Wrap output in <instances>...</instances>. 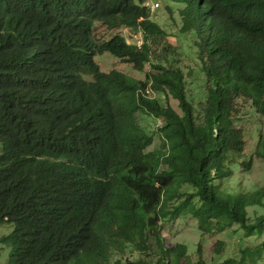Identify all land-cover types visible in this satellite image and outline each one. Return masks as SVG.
I'll return each instance as SVG.
<instances>
[{
  "label": "trees",
  "instance_id": "1",
  "mask_svg": "<svg viewBox=\"0 0 264 264\" xmlns=\"http://www.w3.org/2000/svg\"><path fill=\"white\" fill-rule=\"evenodd\" d=\"M149 1L0 0L9 264L264 263V240L220 262H208L200 242L191 262L186 245L163 236L165 222L186 217L201 238L234 226L244 238L264 234V214L250 216L264 208V187L226 186L247 145L242 103L264 117V0H162L187 51L163 42ZM98 25L127 28L140 43L101 40ZM105 53L144 79L103 71ZM255 159L264 160L262 135L240 166L251 171Z\"/></svg>",
  "mask_w": 264,
  "mask_h": 264
},
{
  "label": "rangeland",
  "instance_id": "2",
  "mask_svg": "<svg viewBox=\"0 0 264 264\" xmlns=\"http://www.w3.org/2000/svg\"><path fill=\"white\" fill-rule=\"evenodd\" d=\"M149 5L151 6V10L154 11L153 20L157 21L168 34V37H166L163 42L174 44L176 47H184L185 45L182 42L179 44L173 36L178 34L179 31L177 25L178 22L176 18L173 19V17H176V13H170L166 9V4L162 2V0H150ZM97 29V37L101 40H108L115 34H121L129 43H140L136 35L127 28H122L116 31H108L104 26L98 25ZM186 46L184 49L187 51ZM97 61L99 62L102 70L105 72L116 69L135 79L143 80L145 77L143 72L134 70L131 65L124 63L122 60L112 56L111 54L105 53L102 56H98ZM170 104L177 111H179L176 101L170 99ZM242 106L244 110L239 118L238 126L244 130L247 145L244 154L240 157V161H248L257 145L259 135L264 136V117L258 115L250 103L243 102ZM141 123L150 128V130H156L157 125L153 121H148V119L141 117ZM159 146L160 141L155 139V143L151 150H154ZM240 161H236L231 165L233 176L228 185H226L229 187L231 193L235 194L239 190H243V192L256 191L264 187V160L255 159L251 171L244 170L240 166ZM263 214L264 208L262 207L250 209V216L252 219H255ZM238 229V227L234 226L225 232L215 233L214 235H208L201 238L197 222L193 218L186 217L179 218L170 223L165 222L163 236L166 240L167 246L169 247L177 244L186 245L191 262H194L197 259L196 251L200 242L202 244L204 258L210 262L212 257H214L216 261L220 262L226 258L236 255L240 247L255 246L264 240V234L253 236L251 238H244L243 233ZM12 231V225H0V238L9 235ZM220 241L225 243V247L223 254L217 255L214 253V249ZM11 250V246L0 244V264H9Z\"/></svg>",
  "mask_w": 264,
  "mask_h": 264
}]
</instances>
